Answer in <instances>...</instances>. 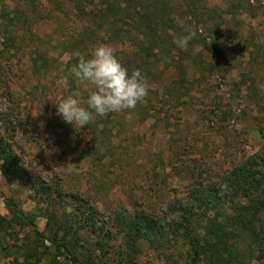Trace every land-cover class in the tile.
<instances>
[{"label": "trees", "instance_id": "trees-1", "mask_svg": "<svg viewBox=\"0 0 264 264\" xmlns=\"http://www.w3.org/2000/svg\"><path fill=\"white\" fill-rule=\"evenodd\" d=\"M12 1V10L2 16L8 27L28 28V22L32 26L34 21L54 18V14H58V21L63 18L57 46L62 49L61 55L71 56L61 69L68 77L65 89L67 94L82 91L85 108L84 84L69 74L78 63L77 52L91 58L97 46L115 43V55L129 74L139 69L149 84L157 73L171 71L173 89L182 96L192 91L188 65L195 55L192 44L212 60L198 63L202 77L230 73L233 66L223 62L229 34L235 31L243 35L242 18L251 13L250 5L235 4V0H230L225 9L207 6L206 0H44L46 9L38 0ZM70 14L77 23L72 30L63 26ZM189 27L197 34L187 50H182L174 40L186 35ZM32 35L36 39L29 57L34 74L46 77L54 70L56 73L59 67L53 65L59 60L51 58L50 51L41 46L42 36ZM21 36L17 33L9 39L4 50L15 46ZM160 89L158 85L148 92L157 97ZM123 112L106 116L93 112L94 120L84 126L92 137L83 158L104 165L118 117L125 119L134 112L141 121H147L157 114L151 100ZM0 159L8 177L34 192L39 205L46 204L49 220L56 226L46 236L23 209L21 200L7 197L8 215H0V258L11 257L14 264H142L145 246L158 254V264H264V146L227 171L220 185L196 183L187 199L176 203L166 217L147 208L134 214L118 211L109 221L85 209L82 199H65L68 195L62 185L42 177L26 179L18 158L2 137Z\"/></svg>", "mask_w": 264, "mask_h": 264}, {"label": "rangeland", "instance_id": "rangeland-1", "mask_svg": "<svg viewBox=\"0 0 264 264\" xmlns=\"http://www.w3.org/2000/svg\"><path fill=\"white\" fill-rule=\"evenodd\" d=\"M38 1L47 8L46 1ZM13 2L0 0V137L18 158L26 179L42 177L62 185L68 195L65 199H82L79 204L108 221L118 211L134 214L147 208L163 218L176 203L187 199L196 183L220 185L227 171L264 146V0L234 2L250 5L251 13L242 18L243 35L229 34L223 62L229 61L231 72L202 77L198 63L212 60L192 44L195 55L188 63L192 91L180 96L173 89L171 71L157 73L149 88L159 85L160 93L155 97L148 92L145 98L146 104L150 100L156 104L157 114L147 121L134 112L125 119L118 117L109 145L111 154L103 166L82 157L91 132L66 123L57 114L56 103L75 93H79L76 98L81 106L86 105L82 91L67 94L65 86L57 84L63 77L61 69L71 59L69 54L61 55L57 46L63 18L58 21L54 14V18L34 21L32 26L28 22V28L8 27L2 16L12 10ZM228 2L206 0V5L225 9ZM71 16L63 24L70 30L77 26ZM16 29L22 36L15 46L4 50ZM31 31L42 36L41 46L59 60L53 65L59 67L56 73L54 70L46 77L34 74L29 52L36 38ZM107 46L117 53V44ZM83 89L87 100L94 88L84 84ZM33 195L4 173L0 159V215H8L7 197L19 198L40 230L51 235L56 226L49 220V208L39 205ZM157 257L145 246L142 264H158ZM10 258L1 257L0 264H14Z\"/></svg>", "mask_w": 264, "mask_h": 264}, {"label": "clouds", "instance_id": "clouds-1", "mask_svg": "<svg viewBox=\"0 0 264 264\" xmlns=\"http://www.w3.org/2000/svg\"><path fill=\"white\" fill-rule=\"evenodd\" d=\"M187 34L174 40L176 46L187 50L189 42L196 37V30L186 29ZM78 63L71 67L69 74L82 84L91 85L94 91L87 99V108L81 106L76 98L79 93L63 98L57 104V114L61 115L68 124L78 125L80 128L89 125L93 120V112L99 116L109 113L135 109L138 103L144 102L148 95L149 84L139 69L129 74L115 55V50L107 45L97 46L86 58L77 52ZM68 77L63 76L57 84L67 86ZM91 109L92 111H89Z\"/></svg>", "mask_w": 264, "mask_h": 264}]
</instances>
